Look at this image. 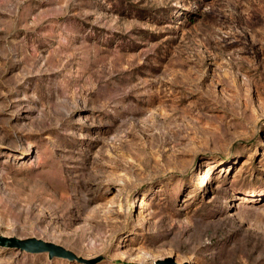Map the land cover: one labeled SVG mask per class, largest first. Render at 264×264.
Here are the masks:
<instances>
[{
    "label": "rangeland",
    "instance_id": "rangeland-1",
    "mask_svg": "<svg viewBox=\"0 0 264 264\" xmlns=\"http://www.w3.org/2000/svg\"><path fill=\"white\" fill-rule=\"evenodd\" d=\"M3 234L264 264V0H0Z\"/></svg>",
    "mask_w": 264,
    "mask_h": 264
},
{
    "label": "water",
    "instance_id": "water-1",
    "mask_svg": "<svg viewBox=\"0 0 264 264\" xmlns=\"http://www.w3.org/2000/svg\"><path fill=\"white\" fill-rule=\"evenodd\" d=\"M0 244L30 253L47 252L50 258L63 257L71 260L75 259L80 262H84L86 264H92L97 260H99V258H95L91 260L85 259L77 255L74 251L67 249L66 247L60 244L51 241H46L37 237L19 238L15 236L0 235ZM155 264H179V263H177L173 257L168 256L164 259H158L155 262Z\"/></svg>",
    "mask_w": 264,
    "mask_h": 264
},
{
    "label": "bare ground",
    "instance_id": "bare-ground-1",
    "mask_svg": "<svg viewBox=\"0 0 264 264\" xmlns=\"http://www.w3.org/2000/svg\"><path fill=\"white\" fill-rule=\"evenodd\" d=\"M17 141H18V140H17ZM13 147H14V146H13ZM237 199L240 200L241 198H240V197H237ZM141 206H142V204H141ZM13 231H14V230H13ZM7 233H8V232H7ZM3 236H6V235L3 234ZM154 262H155V261H154ZM154 262H153L152 264H154Z\"/></svg>",
    "mask_w": 264,
    "mask_h": 264
}]
</instances>
